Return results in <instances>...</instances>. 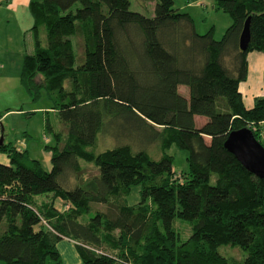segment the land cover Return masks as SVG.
Instances as JSON below:
<instances>
[{
	"label": "trees",
	"instance_id": "16d2710c",
	"mask_svg": "<svg viewBox=\"0 0 264 264\" xmlns=\"http://www.w3.org/2000/svg\"><path fill=\"white\" fill-rule=\"evenodd\" d=\"M212 8L232 20L219 41L212 29L197 34L172 0H157L152 17L130 11L128 0H30L32 50L19 80L32 101L45 93L60 124L46 123L47 172L25 149L0 145L8 161L0 163V262L62 264L57 243L67 239L80 264H264V178L224 148L243 128L264 148V94L246 109L238 90L246 55L264 52V0ZM173 145L186 153L178 176L166 153ZM136 186L140 200L129 206ZM92 205L106 210L91 213ZM175 220L188 224L186 239ZM223 246L241 257L226 258Z\"/></svg>",
	"mask_w": 264,
	"mask_h": 264
},
{
	"label": "rangeland",
	"instance_id": "374dc122",
	"mask_svg": "<svg viewBox=\"0 0 264 264\" xmlns=\"http://www.w3.org/2000/svg\"><path fill=\"white\" fill-rule=\"evenodd\" d=\"M129 10L137 12L145 17L153 16L154 5L157 0H128ZM173 8L180 13H185L190 16L193 21L195 32L199 35L205 34L209 29H212L213 39L219 41L223 36L225 30L231 25L232 20L230 16L220 10L212 8L213 0H172ZM78 34V33H77ZM74 47L79 58L82 56V37L80 34L76 35L72 39ZM264 78V77H263ZM242 84V82H240ZM14 85V84H13ZM16 88L8 89L5 93L0 95V117L6 114L0 120V135L3 137L4 143H11L12 145L23 148L26 150L29 158L37 160L44 171H49L50 163L48 161L50 153L45 149L46 145L53 144L52 134L46 129V123L51 125L52 129L56 131L59 126L54 113L50 111V100L41 92L40 97L32 101L28 95H26L24 88L20 85H16ZM19 89V91L17 90ZM185 87L179 88V93L186 96ZM245 107L250 108V97L248 92L243 93L242 96ZM254 103V101H253ZM253 105V104H251ZM196 123L200 126L204 123V118H196ZM2 121V122H1ZM264 140V136L262 137ZM208 142V139H206ZM106 146V141H100L98 149L96 151H102ZM147 152L156 159L159 157L158 151L155 149V144H149L145 146ZM167 155L172 157L173 170L179 175V172L185 169L186 153L171 146L166 151ZM0 160L4 161V157L0 155ZM85 173L95 174L96 169L91 164L82 163ZM140 187H131L130 193L125 197L127 205H135L139 200ZM58 210H62L60 202L57 201L55 204ZM105 205H92L90 207L91 213L105 212ZM179 230L182 240L186 239L189 235V226L186 222L175 220L174 226ZM4 222L0 224V234L3 232ZM67 244L65 242H59L58 248L62 255V264H74L72 259L64 251ZM103 250L111 253L110 249L103 248ZM219 252L226 258L233 257L239 259L241 254L237 248H230L223 246L219 248ZM115 252H112V254ZM0 264H3L0 262Z\"/></svg>",
	"mask_w": 264,
	"mask_h": 264
},
{
	"label": "crops",
	"instance_id": "0c3cea01",
	"mask_svg": "<svg viewBox=\"0 0 264 264\" xmlns=\"http://www.w3.org/2000/svg\"><path fill=\"white\" fill-rule=\"evenodd\" d=\"M29 2L30 0H0V95L8 89L16 88L15 84L20 85L22 88L19 80L22 61L25 54L32 50L30 36L32 18L28 9ZM246 64V78L242 81V84L239 83L238 90L241 96H243V93L247 94L248 92V96L252 100L250 106H253L251 105L254 104L253 101L264 94V52L248 53ZM17 90L19 91L18 88ZM25 94L27 95V93ZM245 108L250 109L251 107ZM4 116L6 114L1 116L0 120ZM0 132L2 133V128ZM2 156L4 161L0 160V163L7 164L6 157ZM47 199V196H40L36 197L35 201L40 203L42 201L46 202ZM59 242L67 243L64 244L66 246L64 251L74 264H80L74 243L67 239H62ZM59 242L57 243V250L62 258L58 248Z\"/></svg>",
	"mask_w": 264,
	"mask_h": 264
},
{
	"label": "water",
	"instance_id": "95a60500",
	"mask_svg": "<svg viewBox=\"0 0 264 264\" xmlns=\"http://www.w3.org/2000/svg\"><path fill=\"white\" fill-rule=\"evenodd\" d=\"M249 20L244 23L239 36L238 47L241 52L249 44ZM3 137L0 135V145ZM224 148L234 156L237 162L258 179L264 178V148L246 128L230 132L224 142Z\"/></svg>",
	"mask_w": 264,
	"mask_h": 264
},
{
	"label": "built area",
	"instance_id": "2783aa9c",
	"mask_svg": "<svg viewBox=\"0 0 264 264\" xmlns=\"http://www.w3.org/2000/svg\"><path fill=\"white\" fill-rule=\"evenodd\" d=\"M261 139L263 140V136H264V122L262 123V127H261ZM264 141V140H263Z\"/></svg>",
	"mask_w": 264,
	"mask_h": 264
}]
</instances>
